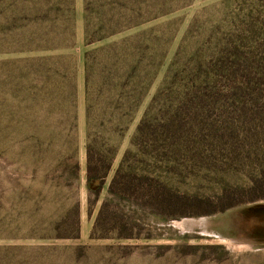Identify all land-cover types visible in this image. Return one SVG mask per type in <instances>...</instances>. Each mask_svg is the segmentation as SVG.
Listing matches in <instances>:
<instances>
[{"label": "rangeland", "instance_id": "374dc122", "mask_svg": "<svg viewBox=\"0 0 264 264\" xmlns=\"http://www.w3.org/2000/svg\"><path fill=\"white\" fill-rule=\"evenodd\" d=\"M83 13L84 0H76L70 30L34 26L47 49L27 51L35 41L0 34V260L264 264V0H192L141 29L156 28L157 55L167 51L166 61L130 128L114 136L113 172L91 213L84 55L102 44L85 46ZM172 62L178 78L155 111L162 116V109L174 103L178 114L173 116L179 131L158 134L168 140L156 146L169 160L152 159L151 167L143 163L148 156L135 162L186 205L171 208L163 218L154 206L126 203L125 213L140 221V239L93 240L115 171ZM188 89L194 94L183 102ZM70 157L81 167L77 180L61 178ZM78 205L79 237L60 238L69 232Z\"/></svg>", "mask_w": 264, "mask_h": 264}, {"label": "trees", "instance_id": "16d2710c", "mask_svg": "<svg viewBox=\"0 0 264 264\" xmlns=\"http://www.w3.org/2000/svg\"><path fill=\"white\" fill-rule=\"evenodd\" d=\"M191 1L84 0L85 46L102 44L84 55L86 174L90 195L95 198L89 202L90 213L94 203L100 199L105 180L113 172L118 154L114 136L124 128H130L155 76L166 61L167 51L157 55L160 50L156 28L141 29L184 9ZM76 17V0H0V34H17L35 41L27 51L48 48L36 39L32 32L34 26L54 28L65 25L70 30L69 25L75 24ZM136 30L140 31L112 42ZM175 66L172 62L164 83L153 96L131 139L130 148L125 151L115 171L108 188L109 196L101 203L91 232L93 240L140 239V221L125 213L126 203L144 209H153L151 207L154 206L159 211L155 213L163 218H169L166 212L171 208L186 205L173 188L146 174L144 171L148 170L135 162L139 156H148L150 160L143 163L151 167L152 159L169 160L167 154H159L160 148L156 145L168 140H161L158 134H176L179 130L174 117L178 114L174 111V103L162 109V116L155 111L157 103L164 99L170 85L178 78V71L173 73ZM195 83L196 79H192V85ZM193 94L188 89L182 96L183 102L190 101ZM177 108L182 109L181 104ZM70 160L71 164H65L61 178L68 176L77 180L80 164L75 157H70ZM64 180V183L69 181ZM98 182L100 185L94 188ZM79 214L78 205L72 213L69 232L59 234L60 238L79 237ZM5 261L1 259L0 264H9Z\"/></svg>", "mask_w": 264, "mask_h": 264}]
</instances>
